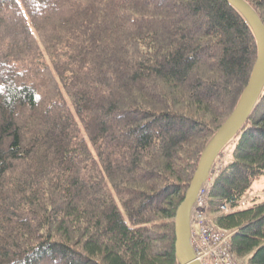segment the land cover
I'll return each instance as SVG.
<instances>
[{
    "label": "trees",
    "instance_id": "16d2710c",
    "mask_svg": "<svg viewBox=\"0 0 264 264\" xmlns=\"http://www.w3.org/2000/svg\"><path fill=\"white\" fill-rule=\"evenodd\" d=\"M256 53L226 0H0V264H179L177 208ZM225 151L207 218L264 264V88Z\"/></svg>",
    "mask_w": 264,
    "mask_h": 264
},
{
    "label": "water",
    "instance_id": "95a60500",
    "mask_svg": "<svg viewBox=\"0 0 264 264\" xmlns=\"http://www.w3.org/2000/svg\"><path fill=\"white\" fill-rule=\"evenodd\" d=\"M235 7L252 28L257 53L249 80L233 112L218 129L197 167L193 179L177 208L174 219L175 253L179 264H199L190 246V211L195 198L223 147L243 127L264 88V25L243 0H226Z\"/></svg>",
    "mask_w": 264,
    "mask_h": 264
},
{
    "label": "built area",
    "instance_id": "2783aa9c",
    "mask_svg": "<svg viewBox=\"0 0 264 264\" xmlns=\"http://www.w3.org/2000/svg\"><path fill=\"white\" fill-rule=\"evenodd\" d=\"M217 170L215 167L212 168L208 179L200 188L192 205L189 218L190 246L194 258L199 264H241L230 253L229 235L211 224L207 218L210 177ZM221 209L225 210V207Z\"/></svg>",
    "mask_w": 264,
    "mask_h": 264
},
{
    "label": "rangeland",
    "instance_id": "374dc122",
    "mask_svg": "<svg viewBox=\"0 0 264 264\" xmlns=\"http://www.w3.org/2000/svg\"><path fill=\"white\" fill-rule=\"evenodd\" d=\"M225 155L228 156L229 154L226 152L223 155H220V160H218V159H217L218 161L216 160L217 161V162H215L216 165L213 166L216 168V170L220 168L221 161L225 157ZM228 158H229V156H228ZM228 158H226V160ZM213 173H215V172H213ZM212 177H213V174L211 175L210 179H212ZM253 191H255V194L260 197V200H264V177L260 178V180L253 185Z\"/></svg>",
    "mask_w": 264,
    "mask_h": 264
},
{
    "label": "bare ground",
    "instance_id": "6f19581e",
    "mask_svg": "<svg viewBox=\"0 0 264 264\" xmlns=\"http://www.w3.org/2000/svg\"><path fill=\"white\" fill-rule=\"evenodd\" d=\"M245 204V203H244ZM226 207H229V206H226ZM245 207V206H244ZM227 210V208H225ZM230 244V243H229ZM231 252V251H230Z\"/></svg>",
    "mask_w": 264,
    "mask_h": 264
}]
</instances>
